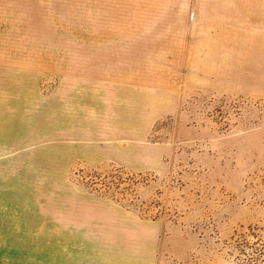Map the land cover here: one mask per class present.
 <instances>
[{
	"label": "rangeland",
	"instance_id": "rangeland-1",
	"mask_svg": "<svg viewBox=\"0 0 264 264\" xmlns=\"http://www.w3.org/2000/svg\"><path fill=\"white\" fill-rule=\"evenodd\" d=\"M0 264H264V0H0Z\"/></svg>",
	"mask_w": 264,
	"mask_h": 264
}]
</instances>
